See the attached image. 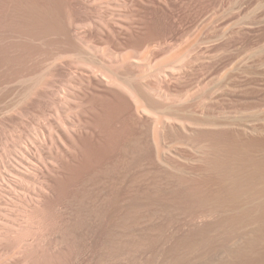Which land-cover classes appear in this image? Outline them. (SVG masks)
<instances>
[{"label":"rangeland","instance_id":"374dc122","mask_svg":"<svg viewBox=\"0 0 264 264\" xmlns=\"http://www.w3.org/2000/svg\"><path fill=\"white\" fill-rule=\"evenodd\" d=\"M76 20L106 35L111 29L127 62L149 57L151 84L158 67L163 74L186 51L197 52L203 66L189 67L196 77L188 68L175 72L168 87L190 92H182L185 105V97L201 94L200 83L205 91L226 85L216 100L225 109L236 100L241 132L249 123L248 135L264 140V0H0V91L19 102L15 121L0 113V264H263L264 179H245L264 166L252 169L243 156L244 190L237 200L223 192V200L222 169L209 165L210 152L199 154L171 128L156 150L144 118H130L123 100L84 81L89 75L67 50ZM64 116L80 123L65 149L57 141ZM252 150L256 162L264 159L263 145Z\"/></svg>","mask_w":264,"mask_h":264},{"label":"bare ground","instance_id":"6f19581e","mask_svg":"<svg viewBox=\"0 0 264 264\" xmlns=\"http://www.w3.org/2000/svg\"><path fill=\"white\" fill-rule=\"evenodd\" d=\"M81 9V8H80ZM76 11V10H75ZM81 11V10H80ZM75 15V14H74ZM88 19L86 18L84 21H87ZM84 21H75V24L73 27V41H71L70 45H69V49L68 53L73 54L75 57H77V62L81 67H83L85 74L87 73L89 76L86 77V79H84V81H86L88 83V85H94L93 87H96L97 90H99V95H102L103 97H113L114 99H121L123 100V104L126 105V108L128 110V113L130 115V118H135V119H143L144 118V122L146 124V131L148 132V130L151 132L152 134V139H153V144L156 148V150H162L166 147L165 141L163 143V134H165L164 130L167 128V130H169L170 128L173 129V131H176L177 133L180 132L179 135H181V132L183 133V135L185 134L187 139L183 138L184 136H181V138H183V141L185 139V141L187 140L188 142H183V143H188L189 145H193L195 146V148H197V151H201V152H210L208 154H211V162L212 164H214V168L215 166L219 167L220 169H222V175L221 177H217L219 179V183L220 186L217 190H219V194H225L226 193V199L228 200V197H232L235 198L236 196L239 197V193L241 190V186L242 183H240L241 181V177L243 178L242 174L239 173L242 164H241V159L243 158V156L245 158V163L244 164H248L249 166L252 167H258L261 168L262 166H264V159H260L261 161L256 162L254 160V158L251 156V152L250 151L256 144L259 145H263L264 146V140L255 138L254 136L251 137L248 134L252 133L251 130V124L249 125V123L247 125H244L241 129H240V122H239V110L240 108H238L237 105V101L234 100L233 98L231 99V103L230 105H228L229 107H227L226 109L224 107L221 106V103H219V100H216V98L219 96L221 89L225 86V89L227 88L226 85L222 86L223 84L219 83L220 86H217L213 80L211 81V83H214V87L212 86L213 89L210 88H206L205 91V87L204 85L208 86V84H204L202 85V83L198 84L199 88V93L200 90H202L201 94H197L196 96V91L193 93L194 95H192V98L190 99H186L191 97V95L189 97H185V105H183L184 103H182L183 101L181 100V98L189 91H184L183 89H177V90H171V88L168 87V84L172 81H176L177 77L179 78V76H175V74H182V72L184 73V70L187 68L189 69L190 66H194L196 67V63L197 65H202V64H198V63H202V61L199 58V55L197 54V52H193L191 51H186V53L182 56V58L176 63L173 62V64L166 70H163V74H161L160 72H162L161 67L159 70H157L158 68H154L157 71H155L156 73H154L153 75L156 77V81L155 83L151 84L150 82H148L150 77V74L153 72H150V74L148 73V71H150L151 69L149 68L150 65V61L149 57L144 58V62L142 64H140L138 61H131L129 59L130 62H127L126 58L120 56L119 50H121L120 48H122L124 45L122 44L123 42H121V40L119 38H117L118 36H114L112 30L110 29H106L108 35H106L105 31L99 27H91L89 22H84ZM69 30V29H68ZM71 30V29H70ZM69 30V31H70ZM118 33V32H117ZM116 33V34H117ZM112 36L113 39H115V42L111 39H108V36ZM183 37V36H182ZM215 37V36H214ZM70 41V39H69ZM125 44V43H124ZM104 47H101L103 46ZM126 45V44H125ZM197 45V44H196ZM200 45V44H199ZM67 46V45H66ZM202 46V45H201ZM125 47V46H124ZM198 47V45H197ZM134 48V47H133ZM136 48V47H135ZM201 48V47H199ZM198 48V49H199ZM124 48H122L123 51ZM197 49V51H198ZM66 50V52H67ZM200 50V49H199ZM202 50V49H201ZM166 52V51H165ZM164 52V53H165ZM118 53V54H117ZM196 55H195V54ZM200 53V52H199ZM194 54V55H193ZM215 54V52H214ZM55 55V54H54ZM53 55V56H54ZM155 56V55H154ZM50 57V56H49ZM214 56H211V59ZM217 57V56H216ZM148 59V60H147ZM217 59V58H216ZM56 60V58L54 59ZM218 60V59H217ZM216 60V61H217ZM142 61V60H140ZM209 61V60H208ZM211 61V60H210ZM209 61V63H210ZM220 62V61H219ZM208 63V62H207ZM213 63V62H211ZM215 63V62H214ZM230 63V62H229ZM152 64V63H151ZM204 64V63H203ZM218 64V62H217ZM217 64H215L217 66ZM60 65V64H59ZM209 64H207L208 66ZM214 65V64H213ZM212 65V66H213ZM228 65V64H227ZM226 65V66H227ZM169 66V65H168ZM203 66V65H202ZM211 66V67H212ZM215 66V67H216ZM219 66V65H218ZM224 66V65H223ZM233 66V64H232ZM34 67V66H33ZM70 67V66H69ZM68 67V68H69ZM164 67V66H163ZM162 67V68H163ZM54 68V67H53ZM60 68V67H59ZM62 68L64 69V66H62ZM192 68V67H191ZM198 68V67H197ZM195 68V69H197ZM202 67L199 66V70L201 72L202 69H200ZM210 68V67H209ZM214 68V66H213ZM220 68V67H219ZM230 70L232 69L231 64L228 67ZM42 69V68H40ZM150 69V70H149ZM194 69V70H195ZM225 69H227V67H225ZM38 70V69H37ZM51 70V69H50ZM58 70V69H57ZM62 71V69H60ZM59 70V71H60ZM65 70V69H64ZM191 71V69H189ZM193 70V68H192ZM193 70V71H194ZM216 70V69H215ZM221 70V68H220ZM190 71H188V75H187V81L190 78V81L192 79V77H194L196 75V73H193L191 71V73L194 74V76H192L193 74L190 75ZM198 71V69L196 70V72ZM203 71V70H202ZM207 71V70H206ZM209 71H211V69H209ZM225 71V70H224ZM57 72V71H56ZM55 72V74H56ZM174 72V74H173ZM176 72V73H175ZM54 73V72H53ZM186 73V72H185ZM203 73V72H201ZM205 73V70H204ZM209 73V72H208ZM206 73V74H208ZM213 73V72H212ZM219 73V72H218ZM34 74V73H33ZM54 74V75H55ZM215 74V73H214ZM217 74V73H216ZM220 74V73H219ZM218 74V75H219ZM222 74V73H221ZM220 74V75H221ZM48 75V74H47ZM58 75V74H57ZM62 75V73L60 74ZM152 75V74H151ZM216 78L217 81H220L221 77L220 75ZM223 75V74H222ZM21 76V75H20ZM31 76V75H30ZM49 76V75H48ZM149 76V77H148ZM189 76V77H188ZM203 76V75H202ZM205 76V75H204ZM203 76V77H204ZM214 76V75H213ZM225 76V74H224ZM223 76V78H224ZM69 77V76H68ZM152 77V76H151ZM185 77V76H184ZM196 77V76H195ZM198 77V76H197ZM208 77V76H207ZM220 77V78H219ZM23 78V76H22ZM29 77L27 76V80L30 81V79H28ZM35 78V77H34ZM33 78V79H34ZM54 78V77H53ZM82 78V77H81ZM183 78V75L182 77ZM229 78L226 75V79ZM21 79V78H20ZM152 79V78H151ZM184 79V78H183ZM195 79V78H194ZM212 79V78H211ZM226 79H224V81L226 82ZM236 79V78H235ZM26 80V78H25ZM32 80V78H31ZM36 80V79H35ZM47 80V79H46ZM52 80V79H51ZM193 80V79H192ZM229 80V79H228ZM232 80L235 82L234 77L232 78ZM231 80V81H232ZM14 81V79H13ZM20 81V80H19ZM34 81V80H33ZM45 81V79H44ZM190 81L187 83L186 79L185 81H183L184 83L186 82L187 84L190 83ZM201 81V79L199 80ZM223 81V80H222ZM230 81V80H229ZM24 82V80H23ZM50 82V81H49ZM193 81H191L192 84ZM224 82V83H225ZM233 82V83H234ZM48 83V82H47ZM195 83V80H194ZM209 83V82H208ZM211 83H209V86H211ZM212 83V84H213ZM228 83V81H227ZM226 83V84H227ZM236 83V82H235ZM234 83V84H235ZM23 84V83H22ZM21 84V85H22ZM33 84V83H32ZM52 84V83H51ZM165 86H164V85ZM171 84V83H170ZM174 84V83H173ZM8 85V84H7ZM10 85V83H9ZM16 85V84H15ZM45 85V84H44ZM172 85V84H171ZM193 85V84H192ZM192 85L188 88L186 87V89H190L191 91L193 90V88L191 89ZM196 85V84H195ZM202 85V88H201ZM30 86V85H29ZM43 86V85H42ZM174 86V85H173ZM233 86V85H232ZM238 86V85H237ZM236 86V90L237 89ZM6 87V86H5ZM19 87V86H18ZM22 87V86H21ZM28 87V86H26ZM72 87V86H71ZM88 87V86H87ZM171 87V86H170ZM181 87V86H180ZM195 87V86H194ZM230 87V86H228ZM25 88V87H24ZM45 88V87H43ZM50 88V87H49ZM59 87V91H60ZM63 88V86H62ZM65 88V87H64ZM198 88V87H197ZM196 88V89H197ZM6 89V88H5ZM58 89V88H57ZM185 89V90H186ZM207 89H210L209 91H207ZM228 91L231 89L227 88ZM4 90V89H3ZM13 90V89H12ZM46 90V89H45ZM68 90V89H66ZM71 91L74 90L73 88L70 89ZM70 90H68L67 93L71 92ZM233 90L232 93L233 95L236 94ZM6 91V90H4ZM4 91H0V113L5 117V119L7 121H10L13 119V115L19 116L18 114H16L17 112V104L19 102L16 101H8L10 95L8 90L6 92ZM28 91V90H27ZM35 91V90H34ZM56 91V90H55ZM54 91V92H55ZM64 91V90H63ZM61 91V92H63ZM185 92V94H183L182 92ZM227 91V90H226ZM12 92V91H11ZM16 92V91H15ZM58 92V90L56 91ZM55 92V93H56ZM96 92V91H95ZM225 92V91H224ZM19 93V92H18ZM71 93H75V91L71 92ZM98 95V92H96ZM190 93V92H189ZM13 94V93H12ZM53 94V92H52ZM61 94H65L63 93H56L55 95H60ZM86 94V93H85ZM224 94V93H223ZM222 94V96H223ZM26 95V94H25ZM31 95V94H30ZM66 95V94H65ZM70 96V93L68 94ZM189 94L187 93V96ZM229 95V92H228ZM20 96V95H19ZM23 96V95H22ZM42 96V95H41ZM56 96V97H57ZM64 95H62L63 97ZM69 96H67L69 98ZM72 96V94H71ZM227 96V94L225 95V97ZM235 96V95H234ZM61 97V98H62ZM74 97V95L72 96ZM102 97V98H103ZM40 98V97H39ZM60 99V97H58ZM65 98V97H64ZM66 98V99H68ZM71 98V97H70ZM65 99V100H66ZM74 99V98H73ZM77 99V98H75ZM110 99V98H109ZM220 99V98H218ZM224 99V97H223ZM226 99V98H225ZM237 99V98H235ZM28 100V99H27ZM56 100V99H55ZM69 100V99H68ZM117 100V101H119ZM264 100V99H263ZM22 101V100H21ZM20 101V102H21ZM29 101V100H28ZM59 102L61 101L58 100ZM64 101V100H63ZM63 101H61L60 105H63L64 103L67 102V100L63 103ZM109 101V100H108ZM116 101V102H117ZM69 102H71L69 100ZM68 102V103H69ZM122 102V101H121ZM221 102V101H220ZM58 103V102H57ZM80 103V102H79ZM111 103V102H110ZM263 103V102H262ZM33 104V103H31ZM72 104V103H71ZM75 104V103H74ZM115 104V103H114ZM255 104V103H254ZM21 105V104H20ZM29 105V103H28ZM58 105V104H57ZM79 105V104H78ZM245 105V104H244ZM251 105V103H250ZM65 106V104H64ZM67 106V105H66ZM69 106V105H68ZM67 106V107H68ZM120 106V105H119ZM252 106V105H251ZM250 106V107H251ZM254 106V105H253ZM252 108H249V106L247 105V111H250V109L252 110L253 108H255V106ZM20 107V106H19ZM56 107V106H55ZM63 107V106H62ZM61 107V108H62ZM67 107L63 110H61V108L59 110H61L62 112L65 111ZM71 107V106H69ZM67 110H70L71 108H69ZM244 108L246 107L243 106ZM35 108V107H34ZM76 108V107H75ZM244 108L243 111H244ZM26 109V108H25ZM23 109V110H25ZM29 109V108H28ZM241 109V110H242ZM22 110V109H21ZM57 110V107H56ZM72 110V109H71ZM60 111V112H61ZM24 112V111H23ZM32 112V111H31ZM246 112V111H245ZM19 113V112H17ZM21 113V112H20ZM26 113V112H25ZM64 113V112H63ZM70 113V112H69ZM73 113V112H72ZM226 116H224V114ZM22 114V113H21ZM20 114V115H21ZM31 114V113H30ZM1 115V117H2ZM72 115V114H71ZM85 115V114H84ZM124 115V114H123ZM15 116V117H16ZM26 116V115H25ZM0 117V118H1ZM68 117V116H66ZM65 118L64 122L61 123V130L63 133V137L57 138L58 144L60 145V147L64 146L65 148L67 146H65V144L67 142H72L71 139L73 140L74 138H71V135L74 133V130L77 126V124L79 123L78 119H72L69 118L68 119ZM83 117V116H82ZM2 119V118H1ZM4 119V118H3ZM14 120V119H13ZM63 120V118H62ZM61 120V121H62ZM131 120V119H130ZM2 121V120H1ZM15 121V120H14ZM128 121V120H127ZM143 121V120H142ZM11 122V121H10ZM17 122V121H16ZM86 122V119H85ZM88 122V121H87ZM134 122V121H133ZM141 122V121H139ZM3 123V122H0ZM8 123V122H7ZM131 123V122H130ZM143 123V122H141ZM80 124V123H79ZM85 124V123H84ZM5 126V125H4ZM140 127V126H138ZM3 128V127H1ZM15 128V127H14ZM143 128V127H142ZM262 128V127H261ZM145 129V128H144ZM170 129V130H171ZM164 131V132H163ZM169 133V136L173 134ZM6 132V131H5ZM144 132V131H143ZM171 132V131H170ZM61 133V132H59ZM58 133V134H59ZM142 133V131H141ZM149 133V132H148ZM177 133L175 134V136L177 135ZM257 133V132H256ZM2 134V133H1ZM4 134V133H3ZM8 134V133H7ZM57 134V133H56ZM58 134L56 135L57 137ZM75 134V133H74ZM134 136V135H133ZM141 136V135H140ZM168 136V135H166ZM168 136V137H169ZM170 136V138H171ZM261 136V135H259ZM165 137V136H164ZM174 137V135H173ZM180 137V136H179ZM6 138V137H5ZM4 138V139H5ZM19 138V137H18ZM27 138V137H26ZM170 138H167L168 140H170ZM178 138V137H174L172 138V140L174 142H181L182 139ZM3 139V140H4ZM20 140V138H19ZM151 140V138H150ZM165 140V139H164ZM7 141V140H6ZM4 141V142H6ZM66 141V142H64ZM138 141V140H137ZM146 141V140H145ZM21 142V141H20ZM170 142V141H169ZM3 143V142H1ZM73 143V142H72ZM71 143V144H72ZM140 143V142H139ZM146 143V142H144ZM171 143V142H170ZM22 144V143H21ZM68 144V143H67ZM18 145V144H17ZM24 146V145H23ZM70 146V145H69ZM149 146V145H148ZM14 147V146H13ZM22 147V146H21ZM63 147V148H64ZM144 147V146H143ZM152 147V146H151ZM64 148V149H65ZM250 149V150H249ZM256 149V147L254 148ZM149 150V149H148ZM195 150V149H193ZM249 150V152H248ZM198 151V153H199ZM57 152V151H56ZM201 152L199 154H201ZM247 152V157L246 155H244V153ZM28 153V152H27ZM259 153V152H258ZM263 153V152H262ZM198 154V155H199ZM207 154V155H208ZM258 155V154H257ZM206 156V155H205ZM213 156V158H212ZM22 157V156H21ZM207 159V157L205 158ZM256 159V158H255ZM257 160V159H256ZM22 161V160H21ZM243 161V160H242ZM203 163V162H202ZM207 165V162H206ZM245 165V166H246ZM257 165V166H256ZM243 166V167H245ZM204 168L206 166H203ZM212 167V166H211ZM198 168V167H197ZM213 168V167H212ZM248 168V167H247ZM207 169V168H206ZM217 169V168H216ZM245 169V168H244ZM20 170V169H19ZM217 170H214L213 172H216ZM243 170H240V172H242ZM247 172V170H245ZM205 172V171H204ZM208 172V171H207ZM249 172V171H248ZM258 173H256V170L253 172H249L248 175L249 176H245L249 182L252 180V182H255L253 180L256 179V184L257 182H261L264 179V172L261 170H257ZM9 173V172H8ZM25 173V172H24ZM27 173V172H26ZM246 174V173H245ZM8 175V174H7ZM199 176V175H198ZM219 176V173L216 175ZM216 176L213 178L215 179ZM211 177V176H210ZM211 178V180L213 179ZM216 178V181H217ZM213 179V180H214ZM261 179V180H259ZM200 180V179H199ZM244 180V178H243ZM258 180V181H257ZM193 181V180H192ZM215 180L213 181V185L216 182ZM246 182V181H245ZM202 183V182H201ZM209 183V182H208ZM219 183L216 182L215 185H219ZM192 184V183H191ZM244 184V182H243ZM252 184V183H251ZM249 184V186L251 185ZM210 185V184H209ZM195 186V185H194ZM199 186V185H198ZM202 186V185H201ZM248 186V185H247ZM248 186V187H249ZM253 186V185H252ZM251 186V188H252ZM196 187V186H195ZM218 186H214V188H217ZM262 187V186H261ZM193 188V187H192ZM198 189V187H197ZM200 189V188H199ZM245 189H247L245 187ZM250 189V188H249ZM256 188H254L255 190ZM261 189V188H260ZM196 190V188H195ZM213 190V188H212ZM215 190V191H217ZM263 191V190H261ZM199 192V191H198ZM197 192V193H198ZM201 192V191H200ZM212 192V191H211ZM243 192V191H242ZM248 192V191H247ZM254 192V191H253ZM264 192V191H263ZM195 193V192H194ZM206 193V192H205ZM214 193V192H213ZM258 193V192H256ZM262 193V192H259ZM208 194V193H207ZM216 194V195H217ZM243 194V193H242ZM264 194V193H263ZM197 195V194H196ZM199 195V194H198ZM202 195V193H201ZM217 195V197H218ZM220 195V196H222ZM204 196V195H203ZM202 196V197H203ZM219 196V197H220ZM223 196L221 199H223ZM258 196V195H257ZM259 196H263V195H259ZM28 197V195H27ZM194 197V196H193ZM245 197V196H244ZM252 197V196H251ZM196 198V197H195ZM204 198V197H203ZM213 198V197H212ZM211 198V199H212ZM218 198V200L220 199ZM250 198V197H249ZM28 199V198H27ZM215 199V198H214ZM213 199V200H214ZM239 199V198H238ZM202 200V199H201ZM225 200V199H223ZM231 200V199H230ZM234 200V199H233ZM235 200H237L235 198ZM234 200V201H235ZM209 201V200H208ZM222 201V200H221ZM240 201V200H239ZM256 201V200H255ZM28 202V200H27ZM217 202V201H216ZM215 202V203H216ZM258 202V201H256ZM232 203V202H231ZM235 204H237L236 202H234ZM261 203V202H259ZM240 204V203H239ZM244 204V203H243ZM220 205V204H219ZM216 206V205H215ZM225 207V206H224ZM240 207V206H239ZM259 207V206H258ZM262 207V206H261ZM256 208V207H255ZM228 209V208H227ZM226 209V210H227ZM235 209V208H234ZM233 209V211H234ZM240 209V208H239ZM258 209V208H257ZM222 210V209H221ZM251 210V209H248ZM217 211V209H216ZM245 211V210H244ZM237 212V210H236ZM235 212V213H236ZM242 212V211H240ZM230 213V212H229ZM225 214V213H224ZM239 214V213H238ZM237 214V216H238ZM222 215V214H221ZM246 215V214H245ZM251 215V214H250ZM236 216V215H235ZM244 216V215H243ZM248 216V215H247ZM240 217V215H239ZM241 218V217H240ZM246 221V220H245ZM236 222V221H235ZM250 223V222H249ZM237 225V224H236ZM235 225V226H236ZM243 232V231H242ZM256 243V242H255ZM264 244V243H263ZM255 246V245H254ZM256 254V253H255ZM255 257V256H254ZM259 258V257H258ZM256 259V258H255ZM264 259V258H263ZM258 260V259H257ZM263 261V260H262ZM255 263V261H253ZM264 262V261H263ZM262 264V262H261ZM264 264V263H263Z\"/></svg>","mask_w":264,"mask_h":264}]
</instances>
